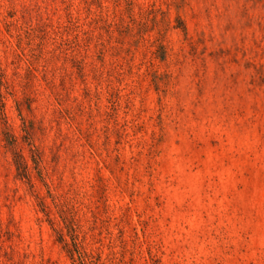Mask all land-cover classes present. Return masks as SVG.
<instances>
[{"label":"rangeland","instance_id":"374dc122","mask_svg":"<svg viewBox=\"0 0 264 264\" xmlns=\"http://www.w3.org/2000/svg\"><path fill=\"white\" fill-rule=\"evenodd\" d=\"M0 264H264V0H0Z\"/></svg>","mask_w":264,"mask_h":264}]
</instances>
